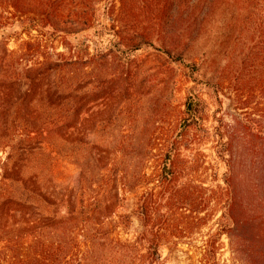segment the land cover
<instances>
[{
  "label": "trees",
  "instance_id": "16d2710c",
  "mask_svg": "<svg viewBox=\"0 0 264 264\" xmlns=\"http://www.w3.org/2000/svg\"><path fill=\"white\" fill-rule=\"evenodd\" d=\"M109 1L0 0V7L12 9L11 27L17 22L27 24L29 30L41 26L47 39L59 40L65 49L50 54L38 66L22 68L21 78L27 89L12 103L5 101L9 91L15 84L22 87L19 75L14 74L18 67L12 64H20L22 58L10 63L4 57L9 77L0 85L4 87L0 91V153L5 155L0 159V264H55L61 257L58 242H51L49 235L64 219L57 221L49 209L39 211L60 202L61 194L52 180L55 158L76 155L89 145L85 137L88 132L103 135L120 113L126 111L124 115L131 117L135 103L142 102L145 92V86L139 89L137 81L149 71L151 62L150 58H134L138 51L144 47L161 51L171 65L187 70L188 80L200 84L199 72L210 55L205 45L225 42L227 51L230 43L236 46L244 37L250 44L257 41L258 50L248 46L237 54L233 48L228 52L231 64L227 70L231 72L217 80L220 89L230 86L242 106L237 109L241 112L233 135L226 142L223 134L219 136L218 157L228 168L225 187L180 184L189 165L180 150L191 131H204L208 111L207 102L192 87L187 91L185 111L173 128L177 135L165 140L161 150L155 179L159 192L150 198L143 196L141 215L150 229V248L158 253L163 226L170 227L171 216L184 219L181 231L188 232L206 223L203 215L208 210L218 208L222 212L219 229L212 245L203 250V259L216 261L215 244L226 234L237 262L264 264V108L259 112L249 110L256 95L264 97V0H120L118 16L112 20L118 42L107 53L96 50L91 54L90 46L78 35L90 29L101 33L95 22L102 5ZM6 19L0 8V29L6 27ZM3 35L0 32L1 38ZM12 36L17 34L5 40ZM255 58L259 70L256 79ZM126 60L129 64L120 65ZM121 68L129 78L121 75ZM4 117H8L6 122ZM46 144L52 149L49 154L43 149ZM43 156L48 159L46 163L41 160ZM126 179L124 174L118 180ZM81 180L87 181L85 175ZM164 198L166 213L161 214L159 209L153 213V205H158L156 201L161 204ZM83 203L82 209L68 203L71 228L86 227L92 220L84 218ZM154 214L159 215L157 223ZM245 236L252 238L248 241L254 243L251 249ZM28 238L32 243L23 257L20 247Z\"/></svg>",
  "mask_w": 264,
  "mask_h": 264
},
{
  "label": "rangeland",
  "instance_id": "374dc122",
  "mask_svg": "<svg viewBox=\"0 0 264 264\" xmlns=\"http://www.w3.org/2000/svg\"><path fill=\"white\" fill-rule=\"evenodd\" d=\"M120 7V0L104 3L99 20L95 22V28L101 33H93L95 29H90L78 35L90 46L91 54L96 50L107 53L118 42L115 35L117 28L113 29L112 20L117 18ZM0 8L7 17V23H4L6 27L4 30L0 29L5 35L2 38L0 36V85L8 81L9 77L4 59L12 63V59L15 60L16 57L22 58L20 64H12L18 67L13 73L19 75L22 86L15 84L12 91H9V98L5 101L11 100L12 103L17 102L16 98L22 96L27 89L26 81L21 78L22 68L38 66L50 54L63 53L65 49L59 40L47 39L41 26L36 30H29L27 24L17 22L11 27L9 23L13 22L10 21L12 9L4 5ZM13 33L17 37L5 40ZM243 39L236 46L230 43L227 51L225 42L215 44L210 41L205 45L210 55L199 72L200 84L188 80L187 70L179 65H171L161 51L144 47L135 54L134 58H150L151 62L148 64L149 71H144L137 81L139 89L145 86V92L142 102L135 103L131 117H128L129 114L124 115L126 111L120 113L119 118L109 124L110 127L103 135L88 132L85 137L89 145L76 155L55 158L52 180L61 194L58 197L60 202L56 206L46 205L39 209L41 212L44 208L49 209L59 222L61 218L64 219L52 229L49 235L52 239L47 238L51 242L57 241V249L61 251V257L55 264H242L234 259L231 240L226 234L218 238L215 244L218 248L216 261L203 259V250L212 245L213 236L218 232V220L222 214L220 209L213 207L208 210L203 215H206V223L199 228L195 226L188 232L181 231L186 222L184 219L179 215L171 216L170 227L163 226L165 229L162 231L159 251L154 253L149 244L150 229L146 228L141 215V205L143 196L148 195L150 198L152 193L157 195L159 192L155 179L160 169L161 150L165 140L177 135L173 128L178 125L185 111L187 91L192 87L199 90L200 97L208 104V111L203 122L204 131H191L190 138L180 150L182 159L192 167H186V175L180 184L191 182L193 186L202 185L209 189L225 187L224 176L228 168L218 157L219 136L223 134L226 142L228 136L233 135L241 112L237 109L242 106L230 86L226 84L220 89L217 80L231 72V69L227 70L231 64L228 52L233 48H236L237 54L248 46H255L258 50L257 41L250 44L246 37ZM6 45L7 49H4ZM255 62L257 71L253 76L256 79L259 76L257 58ZM124 63L129 64L126 60L121 61L120 65ZM125 68L120 69L124 73L121 72V75L129 78L124 72ZM160 82L162 83L159 84ZM3 88L0 86V91ZM218 90L220 91L216 93ZM263 108L264 97L258 94L249 110L259 112ZM7 120L8 117H4L3 122ZM43 149L47 154L52 151L47 144ZM4 158L5 155L0 153V159ZM42 159L43 163L48 160L44 156ZM124 174L128 179L120 182L118 179ZM83 175L87 178L86 182L81 180ZM82 202V212H86L84 218L92 220L86 227L71 228L72 225L67 220L70 203L82 209ZM156 202L158 205H153V213L156 209L161 214L166 213L167 198L161 204ZM158 216L154 214V223L159 222ZM78 217L83 218L81 215ZM187 220L193 221L190 218ZM71 237L74 238L73 242ZM245 239L247 248L251 249L254 243L250 244L248 241L252 238L245 236ZM31 243V238L23 241L20 247L23 257Z\"/></svg>",
  "mask_w": 264,
  "mask_h": 264
}]
</instances>
